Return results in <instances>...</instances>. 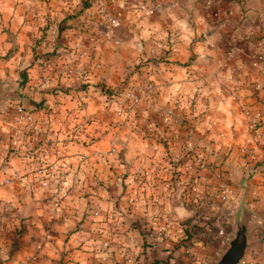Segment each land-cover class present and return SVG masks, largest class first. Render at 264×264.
<instances>
[{"label":"crops","instance_id":"obj_1","mask_svg":"<svg viewBox=\"0 0 264 264\" xmlns=\"http://www.w3.org/2000/svg\"><path fill=\"white\" fill-rule=\"evenodd\" d=\"M15 3V0H0L1 24L29 23L17 16L21 7ZM153 3L146 25L151 29L146 28L141 36L147 31L156 38L157 30H161L160 34L168 43L166 49L170 50L141 53L138 58L136 55V60L141 57L146 60L143 68L148 71L153 85L138 109L126 107L122 93L107 92L109 80L117 82L125 65L119 50L115 52L108 47L114 43L135 42L140 35L122 39L119 30L97 31L94 21L91 29L97 34L95 54L103 52L105 56L101 58L107 62L98 65V69L90 64V68L97 71L85 74L84 77L89 76L84 81L88 85L82 89L67 74L60 75V68L38 64L42 61L38 55L21 57L13 66L12 57L8 63L11 67L8 72L18 69L20 75L19 82H12L18 86L23 82L21 90H11L22 94L23 100L13 101L10 106L7 103L0 111V264H198L197 260L201 259L199 247L197 249L195 244L186 247L180 242V236L185 233L184 223L166 224L151 202L160 197L173 214L176 183L182 187L186 177L173 178V182L171 165L181 167L180 161L185 160L183 152L194 154L188 151L190 146L196 145L192 135L196 132L187 127L190 121L209 123L215 130L212 135L204 126L200 128V131L205 129L207 138L224 137L216 144L203 143L208 165L222 163L214 160L218 156L217 149L221 152L224 144L232 145V139L237 138V124L247 122V112L236 113L227 99L215 100L212 96L216 93L205 83L212 82L219 87L224 78H228L234 84L230 87L237 86L241 82L230 79L235 71L245 81L244 56L253 58L250 67L258 72V80L264 81V0H232L231 4L228 0H154ZM221 9L226 11L220 13L223 15L220 21L212 22ZM14 10L16 18L10 19ZM133 22L139 26L135 19ZM259 36L258 41L255 37ZM5 38V35L0 36V39ZM253 42L262 45L261 52L259 48L252 51ZM151 57L160 60L152 62ZM30 63L32 65L28 66ZM138 70L133 69V75H136V88L140 91L143 85L136 80L139 79ZM246 80L248 83V78ZM18 104L36 117L49 119L47 134L42 133L35 143L29 140L34 132L26 121L17 119L14 110ZM261 106L258 101L248 105V113L261 109V121L255 130L246 134L247 142L251 143L243 148L250 153L259 150L262 159L256 165L264 162V109ZM51 118L59 125L64 124L58 126ZM142 121L144 124L140 123ZM64 126L68 130L71 126L81 127L83 142L70 141ZM226 136L229 143L225 141ZM19 141L20 145L15 147L13 144ZM55 147L60 149L59 154L54 153ZM29 155L46 163L54 180L61 183L74 178L70 194L62 200L59 209H53L52 205L60 196V186L56 189L40 186L38 176L28 163ZM184 162L187 164L188 160ZM160 169L166 172L169 169L166 185L159 183L157 172ZM187 169L196 185L202 180L214 179L213 174L209 177L201 166L192 164ZM251 169V165L245 167L243 178L237 179V183L233 181L237 177L234 167L233 172L230 169L225 172L223 178L233 189L229 202L239 196V185ZM231 182L237 185V192ZM247 183V206L264 218V169L251 174ZM208 186L212 192L217 190L216 182L210 180ZM185 198L182 192L178 212L188 216L194 206L190 203L202 199ZM94 211L98 214H93ZM199 216L198 212L188 219L195 222ZM113 229L120 230L118 238L110 236ZM257 232L264 234V222L250 227L249 241ZM198 242L196 245L200 244ZM263 256L264 251L261 258ZM191 258L196 261L191 262Z\"/></svg>","mask_w":264,"mask_h":264},{"label":"rangeland","instance_id":"obj_2","mask_svg":"<svg viewBox=\"0 0 264 264\" xmlns=\"http://www.w3.org/2000/svg\"><path fill=\"white\" fill-rule=\"evenodd\" d=\"M15 1V6L20 5L21 7L18 10L19 13L17 14V16L24 17V21L27 20L29 21V23L25 24L24 22V25H5L4 23H0V36H6L5 39H0V85L10 83L12 81L19 82L20 75L17 71L18 69H15L13 73L8 72L11 68L8 63H10L12 57L14 58V60L13 62H11V65L13 63L17 65V60L21 59V57H24L26 59V55H29V58H35L38 55L39 59L45 61V63L49 64L50 67H53L55 69L60 68L62 70L61 72H59L60 75L62 74L66 76L67 74L70 80H75L79 89L84 88L86 85H88V83L84 81L89 78V76L84 77L86 76L85 74L89 73L90 71L92 72V74H94V72L97 70H92L93 68L98 69V65H104L107 62L104 61L105 58H101V56H105L103 52L97 56L95 54V44L97 40H95L94 37L97 36V34L94 32V30L91 29V26L94 25L93 23L95 21L97 23V31L102 30L105 33H109L114 32L115 30H119L118 35L122 39L125 37L134 36V34L140 35L138 36L139 38H136L135 42L125 43L124 45H122L121 43H114V45L112 44L113 46L108 47L110 50H113L115 52L119 50L121 56L123 57V59L121 60L125 65L122 67L123 72L119 75V80H117V82L109 80L110 82H108L109 84L107 92L109 91L112 94H116L117 92L122 93L124 97L123 104H125L126 107L130 105L131 108L137 107L136 109H138V107L142 105L141 101L139 105L133 106L130 99L126 96V93L136 86L134 79L136 75H133V69L138 70L139 67L144 70L143 66L146 65V60H143L142 57L139 60H136V55L138 58V54L140 55L141 53L153 54L154 52L162 53L163 51L166 52L170 50L168 47L166 49L168 43H166V37L160 34L161 30H157L158 34L156 35V38L150 36L147 31L146 35L141 36L146 28H148L146 26L149 23L148 17L152 15L150 4H152L154 0ZM228 2L231 4L232 0H228ZM6 3L8 4V7L11 5L10 1H7ZM153 4L156 5L155 3ZM119 11H122L121 15H119L120 24L117 27H112L110 21L107 20V14H109L110 12L113 14H120ZM224 11L226 10L221 9L220 11H218L217 16H213V18L211 19L212 22L220 21V18H222L223 16L220 15V13ZM14 14L15 10L11 14L10 19L16 18ZM96 18L99 20H96ZM133 19L138 22L139 26H136V24L133 22ZM133 24L134 27L132 26ZM150 29L151 28H148L147 30ZM257 38L259 41L261 39V36L255 37V39ZM257 43L258 42L252 43V51H255V49L259 48V51L261 52L262 45ZM101 51H103V48L101 49ZM79 55L82 56L79 57ZM156 60L158 61L160 59L156 58ZM243 60L244 61H242V63L244 62V64L247 66L246 72L245 74H243L245 81H242V77L236 71L233 72L230 77V79H236V83L237 81L241 82L238 83L237 86L230 87V85L234 84L233 82H229L228 78H224V82H222L221 86L219 87H216V84H213L212 82L205 83L210 87L209 90H213L216 93V96H212L215 100L227 99L229 101L230 108H235L234 111H236V113L238 114L239 112L246 113L250 111L248 110V105H250L252 101L260 102L262 105V109H264V81L258 80V72L256 70L254 71V69L250 67L252 66V63L250 62H253V58L250 59L249 57L244 56ZM256 61L257 64L260 63L258 62L260 61L259 57ZM91 63L94 64L93 68H90ZM142 74H144L145 79H148V71H143ZM246 78H248V83ZM136 80L142 84L140 76L139 79L137 78ZM253 83L256 84L253 85ZM135 90L137 91V88H135ZM12 93H16V91H12ZM207 100H209V98H207ZM235 103L237 104V106L235 105L234 107ZM258 109L257 111H261L260 108ZM31 116L35 118V120L32 122L34 123V126H37V124L41 120H45L46 123H50L48 118H39L33 114H31ZM51 121L58 126L64 124L62 122L59 125L56 120L53 121V119ZM260 121L261 120H258V125ZM140 123L144 124L143 121ZM242 124L244 123L237 124L238 128L235 131L237 134V138H235V140L234 138L232 139L233 144H224V148L221 152L219 151V149H217L218 156L214 158V160L219 159L220 161H222L219 166L220 172L225 173L229 169L231 170L233 167L234 169H236V172L234 170V173L237 174V177L236 180H233L235 183H237V179L240 180L241 178H243V171L245 167L250 165L251 167H255L257 162L261 161L262 159L259 150L256 153H250L248 151L249 149L243 150V148H246V145L251 142H247V135L250 132L248 124L247 122L244 125ZM203 126L211 135L213 134V132H215L213 127L207 122L197 123L190 121L188 123L187 127L190 129V131L193 130L192 132H196L192 134L194 140H196V145L195 147L190 146L191 149L188 150L190 153L194 154L190 155L183 152L182 157H184V161L188 160V163L186 164V162L182 160L180 161V163L182 164L181 167L171 165L173 170L171 171L172 173H170L172 174L170 179L173 182L175 180L173 178H179V180H182L180 179V177H186V182L184 181L185 183H183L184 185L182 186L183 192L186 195V200H188L189 197H201L202 199L201 202L195 201L190 203V205H195L196 209H198L199 207V211H196V214L198 212L201 214V216L196 218L195 222H191L192 224H190L192 227L201 225L200 227L203 231L198 238L199 242L196 241L192 245H190V247H192L195 244L194 246H196L197 249L200 248V252L198 255H200L199 257L201 259L197 260L198 264H205L207 261L218 259L223 250L228 246V241L232 236H234L236 230V225L233 218V211L235 209L234 206H232L231 201L219 202L218 190L212 192L213 190H211L208 186L210 180L216 182V185L218 186L217 181L215 179H205L201 181V183L199 184L200 186L198 184L196 185L192 182L190 178L191 172H189V170L187 169V167H191L192 164L194 166L202 165L201 167L206 169L205 173L207 175L215 174L214 164L210 163L208 165V158H206L205 156L208 155L205 154V144H207L205 142L211 141V143L216 144L219 143L217 141L221 142L224 137H222V139L220 138L219 140H216L214 136L207 138V135L205 134L206 132L204 133L205 129H203V131H200V128ZM188 128L186 130V133L189 132ZM55 129L56 127H53V131H56ZM60 129L61 128H59V130ZM64 129H67V127L64 126ZM69 130H80L84 132V130L78 126H71ZM176 130L179 132L181 131L179 128H176ZM224 130L226 131L227 129ZM162 131L165 132L166 130L162 129ZM183 135L184 137L186 136L185 131ZM225 139H227L225 141L229 143V138H227V136L225 137ZM83 140L81 142H83ZM13 145L15 147H18L20 145V141L17 144ZM165 145L168 144L166 143ZM196 155L200 156L198 157ZM196 157L198 159L202 157L203 161L201 165H197V163H195L194 159ZM174 161L176 163L178 161V158H176V160L174 159ZM168 170L167 172L164 169H160L158 172L156 171L157 174L159 173L158 179L159 183L162 185H166L165 182L169 181L167 180L169 177ZM231 171L233 172V170ZM212 176L210 175L209 177ZM231 183L234 185L233 187L237 192V185H235L233 182ZM169 185H172V182ZM42 190V188L39 189L40 192H42ZM157 199H160V197ZM9 207L10 206H7L8 210H10L11 208ZM190 220L188 219L187 221ZM188 225L189 224H187V228H190L191 226ZM220 229L223 231L221 234H219ZM183 235H181L180 237H182ZM216 240L218 241V244L216 243ZM190 241H192V239L186 240V242ZM197 242L200 244L196 245ZM250 244L252 245V247L245 255L242 264H264V262H261L264 261V256L261 258V254L264 251V234L262 232L254 233V236L250 237ZM190 257H193V254H190ZM194 261L196 260L194 258H191V262Z\"/></svg>","mask_w":264,"mask_h":264},{"label":"built area","instance_id":"obj_3","mask_svg":"<svg viewBox=\"0 0 264 264\" xmlns=\"http://www.w3.org/2000/svg\"><path fill=\"white\" fill-rule=\"evenodd\" d=\"M107 20L110 21V24L112 27H117L120 23H119V13L118 14H113V13H109L107 14ZM82 55H79V57H81ZM142 85L143 88L140 91H136L135 88H132L131 90H129L126 93L127 98L130 99L131 104L133 106H137L140 104V102L142 101V99L145 97V95L150 92L153 88L152 83H150V81L148 79H145L142 81ZM15 113L18 116L17 119L18 120H26V123L28 124V126L30 127L29 129H31V127L33 126L32 131L34 133L30 134V138L29 140L32 141L33 143H35L36 141L39 140V136L42 135L44 127L46 126V122L45 120H41L39 121V123L37 124V126H34L32 123L35 118H33L30 114L29 111H27L22 104H18L15 107ZM248 114V120H247V124L249 127V130H255L257 125H258V120L261 117V114L259 111L256 112H247ZM31 124V125H29ZM84 132L80 131V130H73L70 131L68 130L67 135L69 136V140L71 141H77V142H81L83 140V135ZM34 137V139H32ZM91 142V141H90ZM16 143V142H15ZM54 153L55 154H59L60 153V149L58 147H55L54 149ZM196 156H200V155H196ZM28 163L29 165L32 167V171L38 176V182L39 185L42 187H52L53 189H56L58 186H60V196L57 197L54 201H53V205L52 208L53 209H59L61 207V202L62 200L67 197L70 193H69V188L72 187L74 185V178H70V179H66L63 182H58L56 180L53 179L52 175H49V171L47 170V164L43 163L42 161H40V159H37L35 157H33L32 155L28 156ZM193 161V160H192ZM195 163H197V165H201L202 164V157H200L199 159L196 157L194 159ZM204 165V164H203ZM202 166V165H201ZM214 173L213 174V178L217 181L218 183V195H219V201L224 202V201H228L229 200V196L232 193L233 189L232 187L229 185V183H227L222 175V172H220L219 168L217 166H215L214 164ZM4 182H9V180H5ZM66 182V183H65ZM67 184V185H66ZM152 204L156 205L157 210L159 212V215L163 217V220L165 221L166 224H170V225H178L179 222L176 220V218L173 216V214L169 211V209L167 208V206L160 200V199H153ZM93 214L97 215L98 211H94ZM52 217V216H51ZM211 230V229H209ZM182 232L184 233V231L182 230ZM223 231L220 229L219 230V234H221ZM120 235V230L119 229H113L110 233V236L112 238H118ZM108 243V241L106 242V244ZM171 244H169L168 246H170Z\"/></svg>","mask_w":264,"mask_h":264},{"label":"water","instance_id":"obj_4","mask_svg":"<svg viewBox=\"0 0 264 264\" xmlns=\"http://www.w3.org/2000/svg\"><path fill=\"white\" fill-rule=\"evenodd\" d=\"M21 85L17 83H5L0 85V111L4 110L6 104L10 101L20 102L23 100L22 94L12 93L11 89L21 90L23 82ZM194 142V141H193ZM196 143V142H195ZM193 146V145H192ZM264 169V162L260 165H256L250 170V174L246 175L244 181L239 185L240 194L234 201H232V206H234L233 218L236 225V230L234 236H232L228 241V246L223 250L221 255L216 260L207 261L205 264H242V261L247 254L248 250L252 247L248 239L250 227L253 225H259L264 222V218H260L253 210L247 206L245 200L247 193V186L249 183L250 175L255 174ZM183 188L176 183L175 196L172 199V210L173 215L179 223L185 222L189 217H193L196 213L195 205L189 211L188 216L180 215L178 209L181 206V195Z\"/></svg>","mask_w":264,"mask_h":264},{"label":"trees","instance_id":"obj_5","mask_svg":"<svg viewBox=\"0 0 264 264\" xmlns=\"http://www.w3.org/2000/svg\"><path fill=\"white\" fill-rule=\"evenodd\" d=\"M85 24H87V23H85ZM60 30H61V28H60ZM150 60L152 61V62H155V61H157L156 60V58H150ZM47 62V61H46ZM38 64H40V65H44V64H46L45 63V61H41V62H38ZM32 65V63H30L28 66H31ZM143 71L144 70H142V69H140L139 70V76H140V79L143 81V80H145V76H144V74H142L143 73ZM14 104V102L13 101H10L9 102V104H8V106H10V105H13ZM16 104V103H15ZM7 106V107H8ZM49 127H50V123H46V126L44 127V130H43V134H47V132H48V130H49ZM32 129H33V126L31 127V131H32ZM53 146V145H52ZM220 163L221 162H219V163H215V166H218V168H219V166H220ZM220 169V168H219ZM224 172H222V175L224 176ZM190 223H191V221H187V222H185L184 224H183V227H184V230H185V233H184V235L180 238V242L181 243H183L184 244V246H186V247H190V245H192L194 242H196V241H198L199 239V236H200V234H201V232H203L202 231V228L200 227L201 225H199V226H197V227H192L191 225H190ZM187 224H189L191 227L189 228H187ZM188 239H192V241H190V242H186V240H188Z\"/></svg>","mask_w":264,"mask_h":264}]
</instances>
